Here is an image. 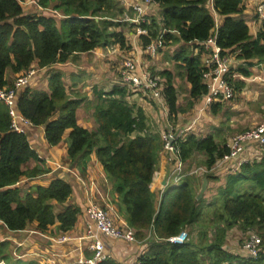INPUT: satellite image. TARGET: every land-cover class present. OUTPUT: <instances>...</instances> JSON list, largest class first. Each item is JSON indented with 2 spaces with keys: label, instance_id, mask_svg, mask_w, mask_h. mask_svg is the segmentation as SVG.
I'll return each mask as SVG.
<instances>
[{
  "label": "trees",
  "instance_id": "16d2710c",
  "mask_svg": "<svg viewBox=\"0 0 264 264\" xmlns=\"http://www.w3.org/2000/svg\"><path fill=\"white\" fill-rule=\"evenodd\" d=\"M151 1L156 4L158 16L148 11L146 21L141 23L147 32L138 35L142 52L162 30L163 46L158 51L175 43L193 50L198 48L197 52H190L188 47L181 46L172 56L177 74L189 84L185 106L178 103L175 73L147 67L161 79L169 120L192 108L207 92L202 80L200 42L214 32L221 53L242 61L230 73L236 72L243 78L227 79L235 94L242 91L245 79L252 75L253 61L264 65V21L252 35L242 15L244 0ZM21 2L0 0V87L12 85L6 78L8 70L21 73L33 63L47 70V90L26 86L18 94L16 109L32 125L44 127L49 145L59 144L69 130L67 157L76 161L80 170L86 168L90 154L96 155L110 182L117 213L135 230L136 239L144 241L137 264H264V146L250 149L254 155L247 161L240 164L228 161L216 167L229 152V138L226 140L221 134L216 139L212 133L187 131L176 140L185 169H190L195 154H202L206 171L187 174L178 183L167 185L156 200L150 183L163 148L161 132L149 126L140 106L129 103L127 96L131 92L126 85L115 82L107 89L94 86L93 98L89 100L79 92H68L63 73L53 68L98 47L130 50L122 26L135 25L124 20L126 15H134L132 7L120 0H37L40 6L61 13L60 17L25 11ZM211 7L219 17L218 24ZM146 57L151 60L150 55ZM222 103L211 104L210 113L217 114ZM80 106L93 109L94 129L78 124L76 110ZM10 122L8 108L0 102V221L11 231L22 230L30 223L38 230L55 224L58 231L70 230L80 207L69 201L72 186L68 181L55 177L46 186L28 189L16 186L20 178L42 175L49 168L29 144L27 135L12 129ZM29 161L35 165L29 167ZM204 176L207 190L212 188L211 182L218 181L211 200L204 194L196 199ZM233 229L245 239L251 234L260 238L257 256H249L244 249L234 251L226 245L228 233ZM182 230L188 231L183 243L167 240ZM6 244L0 242V261L4 264H40L4 253ZM97 264L122 263L105 258Z\"/></svg>",
  "mask_w": 264,
  "mask_h": 264
},
{
  "label": "crops",
  "instance_id": "0c3cea01",
  "mask_svg": "<svg viewBox=\"0 0 264 264\" xmlns=\"http://www.w3.org/2000/svg\"><path fill=\"white\" fill-rule=\"evenodd\" d=\"M126 1L128 4H132V2H134V0H126ZM260 1L263 0L244 1L243 3L244 9L242 12L244 18L246 17L247 13H249V11L251 12V10L253 9L255 11V7ZM152 11L150 10V12ZM246 23L248 24L249 28L251 27L254 28L255 32L258 30V28L261 25L259 22H257V20L254 19H246ZM138 39L139 38L137 37V40ZM131 45L132 47L128 51L119 50V48L117 49V51L127 55L133 54L139 59L140 57L139 53H143L141 47L140 46L136 47L133 44ZM101 48L102 47H98L92 51L80 53L81 55L89 54L90 56H93L92 60L89 61L90 62L89 67H87L84 62H82L81 64L78 63L77 65H73L74 63L72 62V60L67 61L65 63L56 64L53 66V68L59 69L63 73L62 79L65 85H66V80L67 83L72 82L70 89L73 91V93L79 92L82 95H86L89 100H92L93 98L92 88L94 87L95 84H98V88L108 87L106 86V82L110 76V71L107 68H105V64H103L102 66L103 71L101 73L98 72L99 62L104 61V60H100L98 55V52L100 51ZM140 63L142 67L144 68L148 67L147 64H143L146 63V61L142 60L140 61ZM35 64L36 63H33L32 66H35ZM85 68L86 70H84ZM38 70H40V72L42 73L41 77H43L46 71L44 85L42 86L41 89L47 90V70L45 69H38ZM78 70L82 72L80 77L72 75V74L79 75V72H77ZM18 74L19 73H12L10 70L6 71V78L8 83L9 84L13 83L15 77ZM234 74L235 77L243 78V76H241L236 72H234ZM41 77H40V73L35 75L29 81L28 86L32 88L37 87V85L39 83L41 84L42 82L43 78L39 81V78ZM74 83L76 85L73 86ZM186 88L187 89L189 88L188 83L186 84ZM127 100L128 101L132 100L134 103L137 104V106H140L144 110L147 116L148 124L153 129L155 127V124L154 122H152V120L148 118V114H147L148 112H150L149 110H151L152 106L155 105L157 108L161 110V113H163L164 116L167 115V111H165L166 109L163 110L161 107L157 106V104L150 102L143 97L129 94ZM141 103L143 104L141 105ZM232 105L233 107L231 106L230 109L229 108L226 109L227 107L226 104H224L223 107L226 110L234 111L236 106L235 104ZM192 108L193 109L191 111L190 119L186 121L187 116L183 118V120L186 121L184 126L191 124L192 121L195 119L196 115L198 116L200 115L197 120V123L200 120V117L201 118L204 117L205 122L206 121L211 122V120H207L208 119L207 115L211 113L208 107H204L202 96L195 102ZM92 112H93L92 108L86 106L78 107L76 110V118L78 124L87 128L88 130L94 129L96 127V123L92 116ZM224 112L225 111H223V113ZM183 113L185 114V112ZM151 114L153 117H156L155 113H151ZM201 114H203V116H201ZM218 114H222V111L221 113ZM226 115L229 114L226 113ZM212 116L215 117L217 115L215 116L212 115ZM227 118H230V116H228ZM168 121L169 120L166 117L164 120L165 126L168 124ZM180 126L183 125L180 123ZM201 126H203V124ZM200 127L198 128L197 125V129L199 131L202 130V127L201 128ZM176 128L179 129V126L178 127L176 126ZM68 132L69 130H66L62 136L63 139L60 141V143L53 146V145H49L45 140L43 126H34L31 124L25 127V134L27 135L29 144L38 153L39 157L44 159L45 166L49 168V171L47 173L32 178L22 177L16 183V186L22 189H28L35 185L46 186L55 177H61L66 181H68L72 186V194L69 201L70 203H74L80 207V212L77 216V220L74 226L68 231H58L56 228L57 227L56 224L50 226L46 230H38L35 224L30 223L29 225L26 226V228L22 230L11 231L8 230L5 227V225L0 221V242L7 243L4 249V253H8V254L10 253V255L15 254L14 256L25 261L35 260L40 264H75L76 258L79 255V250L77 249L79 246L82 247V253L85 256H89L91 252L90 250L85 248L87 245V240L79 239V237L84 235L86 230L91 226V222L87 219V216L84 211L88 199L93 200L95 203L101 206L112 208L111 210H112L113 218H115V220L118 221L119 223H126L124 218L117 213L116 205L112 202V195L110 194L111 192L110 182L106 180L105 174L102 169V165L97 160L96 155L94 153L90 154V158L87 162L86 168L83 171L78 168L76 161H72L67 157L66 138ZM33 165H35L34 161L28 162L29 167H32ZM168 172H169V164L167 162V157L165 153L161 151L159 155L158 165L153 173L152 181L150 183V189L151 191L154 192L156 200H158L160 197L159 195L160 191L164 190V188L168 185L167 181H165ZM63 234L66 235L67 237H70V239L64 242H57L55 239ZM102 240L105 243V251L108 254L107 258H114L115 260L121 262L122 264H135L137 260V256L144 249V245H143L144 241L138 240L137 242L129 243L123 240L111 239L104 236H102Z\"/></svg>",
  "mask_w": 264,
  "mask_h": 264
},
{
  "label": "built area",
  "instance_id": "2783aa9c",
  "mask_svg": "<svg viewBox=\"0 0 264 264\" xmlns=\"http://www.w3.org/2000/svg\"><path fill=\"white\" fill-rule=\"evenodd\" d=\"M212 0H209L211 3ZM245 1V0H244ZM124 5L131 6L134 10V15H126L124 20L135 24L134 29L137 35L147 34L146 29L141 27V23L146 21L145 14L148 9L154 7L156 4L151 0H134L132 4H128L126 0H120ZM22 6L35 9L37 13L45 15H54L62 17V14L53 8H44L37 3V0H23ZM212 9V14H216ZM254 16L260 24L264 21V0L260 1L254 11ZM218 24V22H216ZM164 30L158 35L157 38L151 40L149 44L144 47V54L155 57L158 48L162 47V35ZM202 48L201 60L204 68L202 69V80L206 84L207 92L202 95L204 107H208L216 102H225L226 100L234 97V88L228 82V77H235L234 73H230V64L234 55L229 53H221L222 49L216 44L215 32L211 34L206 40L200 42ZM40 68L31 66L24 72L19 73L11 86L0 87V102H3L10 115V127L18 132L25 133V127L31 125L29 120L23 117L16 109V100L19 92L28 86L29 81L38 73ZM119 82L126 85L129 94L137 95L145 98L146 100H153L157 106L166 109V104L161 94V79L157 75H153L149 69L142 67L139 59L133 55L128 54L124 57L120 67ZM37 72V73H36ZM198 119V115L191 124L186 125L184 128L177 129L172 124H167L166 129L161 131V139L163 141L162 151L167 157L169 164V172L165 181L167 184H176L187 174H202L206 171L204 166L185 169V164L180 158V152L176 146V140L187 131H191L194 123ZM229 152L225 154L216 167L228 161H237L240 164L247 161L254 153L250 151L253 147L264 146V119L254 124L251 127L244 129L242 132L235 133L227 142ZM235 166L232 167V170ZM163 190L160 191V194ZM112 208L101 206L93 200L88 199L84 208L87 219L91 222V226L86 230L84 235L80 236V240H87L86 249L90 250L91 254L85 256L82 253V247L79 246V255L76 258L75 264H97L101 260L108 257L105 251V243L102 236L123 240L125 242H137L135 230L129 227L126 223H119L112 216ZM70 237L60 235L55 240L57 242L68 241ZM187 239L185 230L180 231L178 234L169 237L167 240L173 243H183ZM260 238L255 234H251L242 243V249L252 257L258 254V245ZM13 257L18 258L14 256ZM0 264H4L0 261ZM137 264V260L135 262Z\"/></svg>",
  "mask_w": 264,
  "mask_h": 264
},
{
  "label": "rangeland",
  "instance_id": "374dc122",
  "mask_svg": "<svg viewBox=\"0 0 264 264\" xmlns=\"http://www.w3.org/2000/svg\"><path fill=\"white\" fill-rule=\"evenodd\" d=\"M24 10L25 11H29L32 12L35 9L33 8H28L27 6H24ZM150 10L156 12V14H154L155 17L158 16V9L156 8V5L154 7H151L148 9V14H151L153 12H150ZM213 12H211L212 14ZM214 19L216 22H218L219 17L217 14H214ZM244 16V15H243ZM248 16V17H247ZM246 19H254L256 20L255 16H254V9L251 10V12L249 11V13H247ZM59 19V18H57ZM245 19V20H246ZM122 30L123 33L126 35V37L128 38L129 42L131 44H133L136 47L140 46V40H137V33L135 32V29L132 25L130 24H126L122 26ZM250 33L252 35H254L255 31L254 28H249ZM137 36V37H135ZM130 44V45H131ZM181 46H185L188 47L187 45H183V43H175V44H170V45H166L164 48H162L161 50H159L156 53L155 57H151V60H149V58L146 57V54L144 53H139L140 57L139 60L142 61H147L148 63H143V64H147L148 66H151L154 70H161V69H170L171 71H173L175 73V77H174V85L177 88V92H178V103L180 104V106H185L186 105V98H187V88H186V80L181 77V75L177 74V68L175 65V61L172 59L173 54L178 51ZM132 47V45H131ZM103 49V51H102ZM117 47L115 46H107V47H102L100 49V51L98 52L99 58L100 60H104L103 62L100 61L98 64V72L101 73L103 71V64H105V68H107L110 71V76L106 82V86L108 87H100V88H109L112 84H114L115 82H117V80L119 79V68L121 67V64L123 62L124 57L127 54L124 53H120L119 51H117ZM188 50L191 52L193 49L188 47ZM198 48H194L193 52H197ZM93 56H90L89 54L87 55H78L75 58V61L72 60L73 65H77L78 63L81 64L82 62H84L86 64L87 67H89V61L92 60ZM158 57V58H157ZM77 62V63H76ZM242 61L238 60L235 58H233L232 60V64H230V69H235L236 66L238 64H241ZM35 68H38L37 66H34ZM95 67V65H94ZM252 69V75L248 78H246V84L244 86V88L242 89V91L238 94L234 93L235 97H232L229 100H226L225 102H223L222 104V109H220V111L218 113L222 114H215L217 116L213 117V114H209L207 115V120H211L210 121H206L204 117H200V120L197 123H194L191 131H195L199 134H208V133H212L215 138L217 139L221 134L223 137H227L226 140L228 138H231L232 135H234L235 133L238 132H242L244 131V129L253 126L254 124H257L258 122H260L261 120L264 119V65L263 64H258L257 61H254L253 66L250 68ZM86 70V68L84 69ZM83 70V71H84ZM77 72H79V77L81 76L82 72L80 70H78ZM46 73V71H45ZM45 73L43 75V77H41L42 73L40 72V77L39 81L42 79L41 84L39 83L37 85L38 89H41L42 86L44 85V81H45ZM66 80V78H65ZM99 82V81H98ZM71 84L72 82H68L66 80V87L68 89V91H72L71 88ZM94 86H96L98 88V84H95ZM128 98V96H127ZM130 104H136L134 103L132 100L129 101ZM145 103V102H144ZM147 103V102H146ZM143 103H141L142 105ZM224 104H226V109L227 108H231V106L233 107L232 104H235V109L234 111H230V110H226L223 106ZM137 106V104H136ZM193 108H188L185 112V114L183 112H181L180 114H176L172 119L169 120L168 118V112L167 115L164 116L163 113H161V110L159 108H157L155 105L152 106L151 110H149L150 112H148V118L150 120H152V122H154L155 130L158 131H163L164 129H166L167 125L165 126L164 124V120L167 117V119L170 121H168V124H172L173 126L175 125V127L179 126V128H184V124L186 121H188L190 119V115H191V111ZM165 110V109H163ZM167 111V109L165 110ZM223 111H225L223 113ZM203 112V111H202ZM151 113H155L156 117H153ZM226 113H228L229 115H226ZM205 115V116H206ZM179 116V117H178ZM187 116V120H183V118ZM197 116V115H196ZM200 116V115H199ZM198 116V118H199ZM201 116H203V114H201ZM228 116H230V118L226 119ZM162 118V120H161ZM156 121V122H155ZM194 122V121H193ZM180 123L184 126H180ZM197 123V124H196ZM203 124V126H201ZM197 125L198 128L201 126L202 130H198L197 129ZM200 127V128H201ZM228 141V140H227ZM191 165L190 168H196V167H200L203 166L202 165V154H195L192 159H191ZM187 166V164H186ZM217 181L215 182H211L210 186L212 188H210L209 190L206 189V192L204 193L205 197L207 198V200H211L213 199L215 193H216V186ZM200 185L197 189V191H199ZM208 191V193H207ZM198 193V192H197ZM188 233V231H187ZM189 236V234H188ZM244 235L240 234L236 229H233L232 231H229L228 233V237L226 239V245L233 249L234 251L242 250V243L245 240V237H243ZM243 240V241H242ZM239 241V243H238ZM241 246V247H240Z\"/></svg>",
  "mask_w": 264,
  "mask_h": 264
},
{
  "label": "water",
  "instance_id": "95a60500",
  "mask_svg": "<svg viewBox=\"0 0 264 264\" xmlns=\"http://www.w3.org/2000/svg\"><path fill=\"white\" fill-rule=\"evenodd\" d=\"M207 182H208L207 181V177L206 176L202 177V182H201L199 191H198V193L196 195V199H200L203 196V194H204V192H205V190L207 188V184H208Z\"/></svg>",
  "mask_w": 264,
  "mask_h": 264
}]
</instances>
